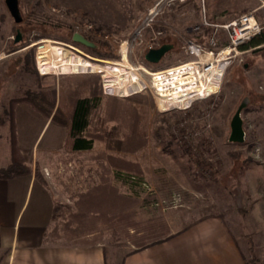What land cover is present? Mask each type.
<instances>
[{"label": "rangeland", "instance_id": "1", "mask_svg": "<svg viewBox=\"0 0 264 264\" xmlns=\"http://www.w3.org/2000/svg\"><path fill=\"white\" fill-rule=\"evenodd\" d=\"M157 1L18 0L22 19L16 23L5 0H0V171L11 164L8 107L12 99L52 82L56 104L51 118L59 103L65 110L70 108L72 89L79 88L80 83L92 75L99 77L103 94L112 95L104 93L100 72L41 73L36 65V50L43 39L62 43L95 63L120 60L125 44L130 63L136 67L142 65L149 72L191 59L185 50L186 41L203 43L211 35L207 30H192L197 24L207 27L201 24L204 19L215 22L242 12H253L257 3L256 0H190L167 8L149 26L142 27L149 9ZM226 9L233 12L225 14ZM256 17L261 30L264 29V9L259 10ZM18 32L21 38L15 42ZM75 32L99 41L101 45L97 49L101 54L73 42ZM36 35L40 38L24 46L19 44ZM163 43L173 45L172 49L158 63L147 62L144 55L150 46L158 48ZM17 46L21 47L13 50ZM109 51L118 57H108ZM231 53L225 60L218 90L182 108L160 110L150 85L151 78L140 70L147 81L146 87L128 96L112 95L118 100L102 96L91 115L90 132L98 134L107 129L118 139L122 138L124 146L131 144L127 148L134 151L126 150L120 155L143 174L142 181L128 187L137 196H154L143 206L141 216L172 212L177 220L184 216L186 222L207 215L219 216L235 238L246 263L264 264V103L251 100L254 94L264 95V51L254 53L253 48H237ZM19 58L28 59L27 70L18 63ZM33 68L38 77L31 72ZM61 89L65 93L61 94ZM243 102L246 104L241 112L245 139L243 143H232L228 140L230 120ZM60 125L67 131L62 148L65 153L48 173L42 174L40 166L35 167L38 179L47 182L43 178L46 176L54 192L58 204L55 221L64 220L65 215L76 210L75 199L85 191V184H89L84 181L83 173H88V163L91 166L97 163L103 149L102 141L97 138L91 154L68 152V128ZM19 153L33 170L20 149ZM78 169L81 174L76 175ZM104 230L102 235L96 236L98 233L94 231L92 237L86 234L83 238L102 243L106 256L109 255V264H120L122 255L135 246L128 238L114 240L111 229ZM165 231L169 232L168 227Z\"/></svg>", "mask_w": 264, "mask_h": 264}, {"label": "crops", "instance_id": "2", "mask_svg": "<svg viewBox=\"0 0 264 264\" xmlns=\"http://www.w3.org/2000/svg\"><path fill=\"white\" fill-rule=\"evenodd\" d=\"M256 1L252 10L259 22L256 13L264 9V0ZM15 122L20 152L33 170L14 178H0V264H109V255L106 256L102 243H71L61 237L63 232L54 230L57 203L54 192L46 176L43 178L48 183L39 180L33 172L40 166L43 170L40 173H48L65 153L62 151L66 144L65 126L54 123L26 103L15 106ZM68 152L82 153L70 149ZM8 159L7 156L5 165ZM87 166L88 173L83 174L89 184H85L83 191L101 185L98 164ZM79 174L81 171H76ZM107 189L105 186L104 194ZM110 192L109 189L111 196ZM171 213L162 215L169 229L166 238L125 252L120 264H247L219 216L207 215L186 222L184 216L177 220ZM93 235L89 233L87 237Z\"/></svg>", "mask_w": 264, "mask_h": 264}, {"label": "trees", "instance_id": "3", "mask_svg": "<svg viewBox=\"0 0 264 264\" xmlns=\"http://www.w3.org/2000/svg\"><path fill=\"white\" fill-rule=\"evenodd\" d=\"M232 12L233 10L231 9L225 10V14H230ZM202 30H207L208 33L214 34L213 28L203 27ZM71 35L72 34H70L69 39ZM84 36L95 44V46L90 49L94 50L96 54H101L97 49L101 43L91 39L87 35ZM216 37L220 40V46L228 44L227 39H225L222 33L218 32ZM39 38L38 35L34 36L32 39L28 37L26 42L19 44L24 46ZM21 46H17L13 50ZM238 48H240V50L253 48L254 53H261L264 51V29H262L259 34L240 44ZM32 55L33 54H31V60L33 59ZM107 56L110 58L118 57L113 51H109ZM18 63L27 70L29 63L28 59L25 61V59L21 60L19 58ZM31 72L38 77L34 68ZM80 84L79 88L73 87L74 89H72L74 95L71 100L70 108L65 110V107H62L59 103L56 106V112L51 117V120L67 126L68 141L72 152L91 154L90 152L94 150L96 139L99 138V140L102 141L103 149L100 150V154L102 155H99L101 158H97V164L100 168L99 178L101 185H94L86 191L79 193L75 199L76 210H71L63 217L64 220H56L54 222V230L59 233L63 232L61 235L63 239L71 240L79 244H94L96 241L88 242L83 236L93 233L94 231L95 233L97 231L98 234H96V236H98L102 235L101 233L105 231L104 229H111V234L113 233L115 237L114 240L117 241L118 239L128 238L131 244L135 246V250L165 239L168 233L165 231L166 222L161 214L156 213L153 216L147 217L141 216L143 206L154 199V196H137L133 194L128 187L129 185L132 187L133 184L138 183L137 181H142L143 174L137 170L136 167H133L126 157L121 156L126 150L127 152L134 151L133 148H127L131 144H126V146H124L123 144L125 142H123L122 138L121 140L118 139L116 134L107 129L101 130L102 132L99 131L98 134H95L96 132L93 131L90 132L91 115L99 105L101 97L105 95L100 88L99 77L92 75L85 78L84 82ZM70 90L69 88V91ZM60 92L62 94L64 89H61ZM105 96L111 100H118L112 95ZM137 96H139V94L133 97ZM251 100L264 103V95L260 96L254 94V98ZM18 103H26L43 116L49 118L56 104V92L53 83L46 82L44 85H41L37 91H26L23 97L10 101L8 116L10 123L11 164L8 168L0 171V178L4 179L30 174L32 172L31 167L24 161L19 153L15 125V106ZM111 153H113V155ZM116 153L119 154L117 155ZM34 173L37 177L38 172L36 169ZM105 186L110 189L111 196L109 195V189H107V194H104ZM57 210L58 204L55 203L54 217L57 216ZM129 229H133L134 232L131 234Z\"/></svg>", "mask_w": 264, "mask_h": 264}, {"label": "bare ground", "instance_id": "4", "mask_svg": "<svg viewBox=\"0 0 264 264\" xmlns=\"http://www.w3.org/2000/svg\"><path fill=\"white\" fill-rule=\"evenodd\" d=\"M70 46V45H69ZM126 45L122 46V58L118 61L95 63L76 54L62 43L43 39L36 50V65L43 74H73L100 72L103 88L116 96H128L146 87L147 81L140 70L148 73L144 66L136 67L130 63L126 54ZM214 56L208 52L200 54L197 62L171 68L161 73H151V88L154 89L157 106L160 110L182 108L192 100L215 93L219 88L220 77L226 58Z\"/></svg>", "mask_w": 264, "mask_h": 264}, {"label": "built area", "instance_id": "5", "mask_svg": "<svg viewBox=\"0 0 264 264\" xmlns=\"http://www.w3.org/2000/svg\"><path fill=\"white\" fill-rule=\"evenodd\" d=\"M190 0H158L153 7H151L146 15L145 20L142 23V27L149 26L154 20L160 16L167 8H170L174 6L175 4H184ZM203 26L212 27L213 33L211 34L206 42H197L194 40H188L186 41L185 50L186 53L191 56V59H187L184 62H181L178 65L171 66L168 68H160L155 69L154 71H149L151 73H161L164 71H167L171 68H175L177 66L185 65L191 62H197L198 67L202 68L203 65L199 63L200 61V54L204 52H208L214 56L222 55L227 50H230L232 52L237 51V48L240 44L245 42L246 40H249L251 37L257 35L261 31V27L259 23L257 22L255 15L253 12H247L239 14L229 21H215V22H208L206 19L203 20L201 23ZM195 32H200L202 30V27L197 24L192 28ZM218 32H222L225 39H227L228 44L225 46H220V40L218 37H216V34ZM74 48V47H72ZM153 46H150L149 49H152ZM75 49V48H74ZM232 53L223 55L226 59L229 55ZM38 67V66H37ZM151 78V75L149 74ZM154 90V89H153ZM105 91V89H104ZM108 93V92H104ZM109 94V93H108Z\"/></svg>", "mask_w": 264, "mask_h": 264}, {"label": "water", "instance_id": "6", "mask_svg": "<svg viewBox=\"0 0 264 264\" xmlns=\"http://www.w3.org/2000/svg\"><path fill=\"white\" fill-rule=\"evenodd\" d=\"M5 4L13 17L16 23L21 22V15L18 7V0H5ZM20 33L18 32L15 38V42L20 41ZM72 41L79 43L83 46L93 48L95 44L89 41L85 36L82 34L75 32L72 35ZM173 45L171 44H163L158 48L149 49L144 58L149 63H158L159 60L164 56L169 50H171ZM245 103H241L237 110L235 111L234 115L230 120V133H229V142L232 143H243L245 139V131L243 128V120L241 117L242 109L245 107Z\"/></svg>", "mask_w": 264, "mask_h": 264}, {"label": "flooded vegetation", "instance_id": "7", "mask_svg": "<svg viewBox=\"0 0 264 264\" xmlns=\"http://www.w3.org/2000/svg\"><path fill=\"white\" fill-rule=\"evenodd\" d=\"M164 44V43H163ZM145 59V58H144Z\"/></svg>", "mask_w": 264, "mask_h": 264}]
</instances>
